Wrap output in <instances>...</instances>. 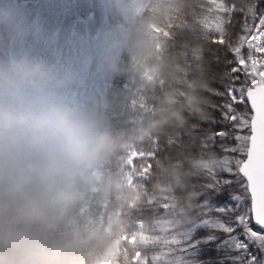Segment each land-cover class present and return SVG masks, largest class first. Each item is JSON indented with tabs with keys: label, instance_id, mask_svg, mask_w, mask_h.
Masks as SVG:
<instances>
[{
	"label": "trees",
	"instance_id": "16d2710c",
	"mask_svg": "<svg viewBox=\"0 0 264 264\" xmlns=\"http://www.w3.org/2000/svg\"><path fill=\"white\" fill-rule=\"evenodd\" d=\"M9 1L2 0L8 5L6 9L10 8ZM14 1L18 4L29 2ZM145 1L141 11L134 17L126 47H123L113 63L109 60V64L103 66L102 73L93 81L92 95L83 101L81 107L89 109L104 105L105 128L115 147L93 169L103 174L101 183L95 182V186L102 185L105 196L100 192L88 191L91 186L89 173L88 182L81 188L76 203L61 210L60 224L44 236L49 246L71 257L67 264H88L89 251L99 242L100 231L108 217L117 219L119 233L125 236V240H119L121 252L115 257L117 264H165L160 255L166 246L163 237L168 238L173 234V231L166 229L165 221L171 220L176 233L186 231L197 205L198 193L193 187V180H210V173L197 164L216 155L211 152L203 155L193 153L183 142H177L172 157H157L151 161L152 168L141 183L140 195H131L125 189L118 188L120 167L117 162L124 146L132 144L149 153L157 147L155 142L161 137L167 139L173 133L186 130L191 127L192 121L206 120L211 114V104L216 102L209 94L216 81L206 71L207 62L211 64L213 72L218 70L214 56L216 49L208 48L211 34L205 33L200 24L194 22L207 0ZM10 17L13 20L11 28L8 26ZM231 22L234 27H229L228 31L235 41L242 34L240 14H234ZM150 28L155 30V34ZM28 31L21 13L13 16L6 12L0 13V59L6 60L10 54L17 57L27 55L51 66L56 63L64 68L63 64L53 59L38 56L28 46ZM194 33L198 34V39L194 38ZM135 37L144 43L140 55L149 56L146 66L154 72L153 82L142 85L146 105L150 107L139 126L143 137L136 136L135 125L142 112L138 107L131 106L123 92L135 76L130 71L133 67L131 55L134 54L132 42ZM219 55L222 57L223 52ZM96 61L90 63L91 70L98 64ZM56 70L50 80L39 85L48 86L49 91L55 85L57 87ZM90 75L86 73L80 88ZM67 81L71 82L72 79ZM64 85L70 86L67 83ZM7 99L0 96V104L7 102ZM122 200L126 204L120 202ZM137 224L143 227L142 238L136 230ZM218 257L202 256L200 259L206 261Z\"/></svg>",
	"mask_w": 264,
	"mask_h": 264
},
{
	"label": "snow or ice",
	"instance_id": "6c2138e0",
	"mask_svg": "<svg viewBox=\"0 0 264 264\" xmlns=\"http://www.w3.org/2000/svg\"><path fill=\"white\" fill-rule=\"evenodd\" d=\"M73 12L81 15L75 26ZM236 13L243 14L242 34L233 41L228 28L234 27L231 17ZM115 18L114 6L101 0H29L26 42L38 56L77 67L94 59L106 46ZM194 22L211 34L208 48L216 49L218 70L213 72L209 62L206 65L216 81L209 92L216 101L210 106L211 114L167 139L161 137L147 154L131 153L117 166L134 168L137 160H143L146 164L140 174L147 176L151 161L172 157L177 142L201 155L234 156L238 137L247 131L241 126L242 118L264 114V0H240L231 6L225 0H207ZM52 30L58 33L54 44L46 39ZM193 36L199 38L197 33ZM193 187L198 193L197 205L178 241L180 264H264V178L250 185L242 173L225 169L216 172L212 180L195 178ZM213 255L220 259H200Z\"/></svg>",
	"mask_w": 264,
	"mask_h": 264
},
{
	"label": "clouds",
	"instance_id": "9594fccd",
	"mask_svg": "<svg viewBox=\"0 0 264 264\" xmlns=\"http://www.w3.org/2000/svg\"><path fill=\"white\" fill-rule=\"evenodd\" d=\"M56 69L27 55L0 61V96L50 80ZM100 108L0 104V264H67L47 232L73 206L90 171L115 147Z\"/></svg>",
	"mask_w": 264,
	"mask_h": 264
},
{
	"label": "rangeland",
	"instance_id": "374dc122",
	"mask_svg": "<svg viewBox=\"0 0 264 264\" xmlns=\"http://www.w3.org/2000/svg\"><path fill=\"white\" fill-rule=\"evenodd\" d=\"M2 1L0 0V3ZM14 2L12 0L11 4ZM102 3H105L109 6H114L116 18L112 22L108 32H107V44L106 46L99 52V54L94 58H89L82 61L80 66L77 67H70L64 66L63 67L55 65V68L58 69L59 73V84L65 83L67 81V77H70V71L75 70L76 78L71 77L73 80L72 86L69 90H65L63 93H59L57 91H53L50 95H48L45 91H43L41 86L38 87L37 91L32 90L28 92L27 89H23L22 91L8 97L7 103L13 106H23V107H48V106H59L64 108H81V103H78L76 99L82 97L83 95L86 98H89L92 93H90L93 89V81L96 79L98 75L102 73L103 65L96 66L91 70L89 66L93 60H97L96 62L101 64V61L104 59H108L110 61L116 60L121 49L126 44L129 35H130V28L125 29L123 25H129L130 27L133 26L134 17L141 11L143 4L146 2L145 0H101ZM229 6L233 3L239 4L240 0H225ZM29 2H23V19L26 17V6ZM3 6L7 7L6 3H3ZM5 12L4 8L0 7V13ZM240 14V18L243 21V14ZM72 15L75 17L73 20V26L77 23L81 22V15L73 12ZM90 15V13H89ZM12 19L8 20L10 24ZM58 33L55 30L49 31L46 39L49 43H53L56 41ZM145 45L140 39H135L132 46V51L134 54L131 55V60L133 62V67L130 69L132 71V76H134L133 80L125 87L123 92L132 107H138L141 110V116L138 122H136V136L141 135V129L139 126L141 125V121H143L146 117V114L149 112V105H146V98L145 94L143 93L145 90L143 89L142 85L153 82L154 72L146 66V63L149 59L147 57L141 56L140 52L141 49L144 48ZM245 53L247 52V48L245 46L244 49ZM17 58V55L10 54L8 58L4 61H12L13 59ZM2 61V60H0ZM86 73H91L90 78L86 80V86L84 89L80 88V85L77 86L83 79H85ZM92 83V84H91ZM63 88V86H61ZM65 89V88H64ZM3 104V103H2ZM83 105V104H82ZM247 115V114H245ZM248 116V115H247ZM249 118L243 119L241 126L247 131L241 134L238 137V141L236 144V150L234 156H225V157H218L214 156L209 158L204 162H200L197 165H201L204 169H206L210 173V180L214 179V174L220 170H236L243 161L245 157V151L247 149L248 143V136H249ZM140 142V139L137 143ZM136 152H147L145 150L138 149L132 144H128L122 148L121 156L119 157V161L124 158L126 159L131 153ZM146 164V161L137 160L135 162L134 168H121L119 170L118 175V188H123L127 192H130L131 195H140L141 194V183L145 179V176L140 174V169ZM94 169V168H93ZM91 170L90 177L91 186L89 187L90 192H100V194H106L105 188L103 186H95L96 183H101L102 172L98 169ZM105 196V195H104ZM150 200V199H149ZM152 201V200H151ZM123 204H126V201H120ZM122 204V205H123ZM164 225L168 231H173V234H170L168 238L163 237V243L166 245L163 250L161 251L160 255L162 256V260L165 264H180L179 257L177 255V247L178 241L182 238L183 234L186 232H175V226L172 224L171 220L165 221ZM136 230H138V235L142 238V230L143 227L141 224L136 225ZM120 229L117 228V219L116 218H107V221L102 229L101 238L97 244L93 246L91 251H89L87 261L88 264H117L115 262V257L121 252L119 246V240H125L124 234L121 232L119 233ZM132 241V240H131ZM172 245L171 248L168 246ZM255 251V249H253ZM218 257V256H217ZM217 259H220L218 257Z\"/></svg>",
	"mask_w": 264,
	"mask_h": 264
},
{
	"label": "water",
	"instance_id": "95a60500",
	"mask_svg": "<svg viewBox=\"0 0 264 264\" xmlns=\"http://www.w3.org/2000/svg\"><path fill=\"white\" fill-rule=\"evenodd\" d=\"M238 172L248 178L250 185L264 178V114L252 116L250 119L246 158Z\"/></svg>",
	"mask_w": 264,
	"mask_h": 264
}]
</instances>
